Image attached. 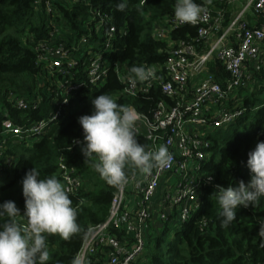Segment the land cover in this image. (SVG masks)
Returning a JSON list of instances; mask_svg holds the SVG:
<instances>
[{"label": "built area", "instance_id": "2783aa9c", "mask_svg": "<svg viewBox=\"0 0 264 264\" xmlns=\"http://www.w3.org/2000/svg\"><path fill=\"white\" fill-rule=\"evenodd\" d=\"M147 1L139 0L140 6ZM196 3L205 9L196 25L181 24L174 15L153 22L151 38L163 45L158 53L164 60L146 66L155 69V78L143 83L129 79V65L114 58L117 41L127 30H118L109 12L85 0L34 3L46 16L44 37L26 35L23 39L35 56V89L22 99L8 94L6 101L22 115L38 110L44 101L53 111L40 121L16 124L8 110L0 109V176L16 160L8 153L9 139L32 148L68 117L77 98L104 88L110 73L121 85L114 99L129 102L127 106L139 113L136 136L148 143L147 150L166 146L173 157L169 165L149 174L136 170L126 185L116 188L106 220L88 229L75 257L79 264H142L147 236L150 241L166 225L177 232L199 211L203 190L213 182L204 167L213 156L216 132L235 125L245 113L264 108V0ZM78 4H84L88 19L83 26L70 29L56 5ZM189 26L195 28L193 36L174 39L175 32ZM79 29L83 32L75 36ZM258 91L263 104L247 108L245 100ZM75 135L67 151H81L84 146L81 126ZM58 171L70 196L78 195L86 185L64 155L59 158ZM163 186L166 189L154 204L152 199ZM20 210L23 214L24 209ZM151 224L157 229L148 235ZM48 251H52L49 243Z\"/></svg>", "mask_w": 264, "mask_h": 264}, {"label": "trees", "instance_id": "16d2710c", "mask_svg": "<svg viewBox=\"0 0 264 264\" xmlns=\"http://www.w3.org/2000/svg\"><path fill=\"white\" fill-rule=\"evenodd\" d=\"M35 1L0 0V109L8 110L16 124H22L27 119L30 122L40 121L53 111V106L44 101L38 110L22 115L6 101L8 94L22 99L30 97L35 89V56L23 42L26 35L40 39L46 34V16L42 9L36 10ZM85 2L109 12L117 29L127 30V35L117 41L116 61L127 63L131 68L164 60V55L158 53L163 45L151 38L152 24L164 16L174 15L176 0H148L143 6H140L139 0H128V7L123 12L117 11V0ZM56 7L70 29L83 26L88 19L84 4ZM78 19L82 21L78 22ZM81 32L79 29L75 36ZM188 34L193 36L195 28L185 27L175 32L173 37L184 39ZM120 89L121 85L110 73L104 88L89 93L83 99L77 98L68 117L60 125L53 126L32 148L12 144V140H8V153L16 156V160L12 168L0 176V203L11 200L19 209H24L21 180L32 168L40 173L41 178L54 176L60 181L58 161L61 155L68 164L75 165L86 180L78 195L70 196L73 206L77 208L80 231L67 240L59 235L47 237L52 248L48 264H72L89 227L104 222L108 216L117 187L101 179L91 163L85 162L81 151L67 149L76 136V129L80 127L78 118L91 114V100L101 94L114 98ZM260 92L245 100L247 108L263 104L259 100ZM117 103L124 106L129 104L122 100ZM253 114V122L248 123L250 114L245 113L235 125L216 132L218 137L215 136L213 140V156L204 167L213 182L203 190V203L199 211L179 231H169L166 225L158 236L152 235L146 264H264V198L258 206L238 209L236 219L224 227L220 223V207L214 194L216 185L228 186L241 180L247 183L250 178L246 163L248 153L254 150L259 141H264V108ZM2 120L3 114L0 113V122ZM137 140L148 149V143L143 138L137 137ZM125 171L130 177L136 169L126 166ZM6 219L0 218V223ZM202 222H206L204 228Z\"/></svg>", "mask_w": 264, "mask_h": 264}, {"label": "clouds", "instance_id": "9594fccd", "mask_svg": "<svg viewBox=\"0 0 264 264\" xmlns=\"http://www.w3.org/2000/svg\"><path fill=\"white\" fill-rule=\"evenodd\" d=\"M127 7L128 0H117V11L123 12ZM204 11L196 0H176L174 16L181 24L196 25ZM129 72L134 83L155 78V69L146 66H133ZM91 105V114L78 118L84 134L81 152L85 162H90L107 184L126 185L129 180L126 166L149 174L154 168L172 162L166 146L146 150L138 142L135 128L139 113L135 108L121 105L106 94L92 99ZM246 167L250 174L247 183L241 180L215 186L220 223L224 227L236 219L238 209L258 206L264 198V141H259L248 153ZM208 179L211 182L212 178ZM21 185L23 214L14 201L0 203V218H7L0 223V264H48L47 237L59 235L67 240L79 232L77 208L70 198V189L54 176L41 178L32 168L25 173ZM72 264L79 261L74 258Z\"/></svg>", "mask_w": 264, "mask_h": 264}, {"label": "rangeland", "instance_id": "374dc122", "mask_svg": "<svg viewBox=\"0 0 264 264\" xmlns=\"http://www.w3.org/2000/svg\"><path fill=\"white\" fill-rule=\"evenodd\" d=\"M238 7H239V8L241 7V4H240V3H238ZM263 98H264V96L261 97V99H263ZM259 100H260V99H259ZM260 101H261V100H260ZM253 120H254V114L252 113V114H250V116H249L248 123H249V122H253ZM216 137H218V136H216ZM33 141H35V140H33ZM217 160H218V158H217ZM217 160H216V161H217ZM165 189H166V188L163 186V189H160V190L158 191L157 196H156L155 198L152 199V202H153L154 204H157V203L159 202V200H160L159 196L162 194L161 190L164 191ZM156 229H157V227H155L154 225L151 224V225H150V232H149L148 235H150V234L152 235V234L156 231ZM169 231H171V229H170ZM145 242H146L147 246L150 245V241L148 240V236L146 237ZM149 251H150V248H149V249L147 248L145 255H143V257L141 258V259H142V264H146V263H145V260H147V253H149Z\"/></svg>", "mask_w": 264, "mask_h": 264}]
</instances>
